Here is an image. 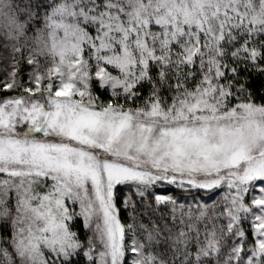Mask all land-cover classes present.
Here are the masks:
<instances>
[{
	"label": "snow or ice",
	"instance_id": "obj_1",
	"mask_svg": "<svg viewBox=\"0 0 264 264\" xmlns=\"http://www.w3.org/2000/svg\"><path fill=\"white\" fill-rule=\"evenodd\" d=\"M9 7L0 264H264V0Z\"/></svg>",
	"mask_w": 264,
	"mask_h": 264
},
{
	"label": "clouds",
	"instance_id": "obj_2",
	"mask_svg": "<svg viewBox=\"0 0 264 264\" xmlns=\"http://www.w3.org/2000/svg\"><path fill=\"white\" fill-rule=\"evenodd\" d=\"M14 3L15 0H5L6 6L0 10V35H3L8 29V17L15 14L9 7Z\"/></svg>",
	"mask_w": 264,
	"mask_h": 264
},
{
	"label": "trees",
	"instance_id": "obj_3",
	"mask_svg": "<svg viewBox=\"0 0 264 264\" xmlns=\"http://www.w3.org/2000/svg\"><path fill=\"white\" fill-rule=\"evenodd\" d=\"M18 3V0H15V3L13 4V6H15V4ZM31 35V34H29ZM0 78H2V76H0Z\"/></svg>",
	"mask_w": 264,
	"mask_h": 264
}]
</instances>
